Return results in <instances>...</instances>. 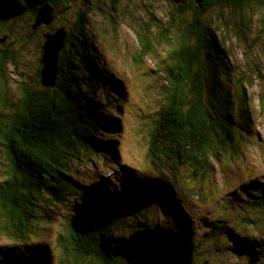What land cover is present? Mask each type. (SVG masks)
<instances>
[{
    "label": "trees",
    "instance_id": "16d2710c",
    "mask_svg": "<svg viewBox=\"0 0 264 264\" xmlns=\"http://www.w3.org/2000/svg\"><path fill=\"white\" fill-rule=\"evenodd\" d=\"M72 1L27 0L32 10V16L28 18H33L34 25L41 7L48 5L53 10H60ZM170 1L178 4V0ZM196 1L189 2L193 23L180 29L183 41L173 51L174 67L169 70V76H164L168 88L167 103L160 109L156 127L150 134L147 171L116 176L117 185L112 192L103 184L97 188L92 182L76 180L72 168L86 162L92 167V151L101 155L103 165L111 171L118 166L116 157H111L116 154L115 135L109 136L108 132L116 127L122 87L111 79L105 68H102L104 73L98 71L102 59L95 44L87 38L84 15L77 17L69 31L62 27L67 32V41L60 54V74L55 88L35 93L24 90L17 113L10 116L11 122L2 132L9 168L0 193L1 232L12 235L19 244L27 245L33 222H40L44 216L42 210H53L54 206L69 207L71 218L65 228L72 248H65L67 258L91 259L96 264H195L200 242L185 232L186 224L175 223L152 232L139 220L136 231L125 236L113 233L125 218L137 217V212L155 202L182 214L184 220L196 214L204 220L211 207L208 199L188 187L191 181L182 180V171H188L192 177L200 176L201 181L206 182L212 163L219 159L228 144H232L236 154L235 146L243 142L244 136L240 133L244 127L232 113L231 99L235 93L227 91L223 95L218 89V70L224 65L227 70L231 68L226 59L225 38L218 36L215 39L216 30L203 27L202 23L208 27V22L200 19L212 10H230L241 13L243 23L244 12L254 4L264 28V0H206L201 6ZM1 2L9 7L0 11V29H11L12 34L14 29L9 22L19 20L25 12L17 0ZM184 11L180 7L178 13ZM218 17L220 15L214 16L215 19ZM33 25L21 36V45L31 43L32 35L38 32L32 31ZM8 37L5 35L3 42ZM161 38L166 41L163 35ZM44 41L38 45L40 62ZM9 60L14 62L12 58ZM8 63L5 54L0 52V79L1 68ZM41 69L42 66L37 74L39 79ZM104 96L107 98V102H102L105 108L98 103ZM248 101L243 89L238 105L241 119L250 120ZM0 119H4L2 114ZM95 180L98 181L96 174ZM244 191L246 199L254 201L253 206L263 212L258 222L264 230V189L253 187ZM244 222L248 227L258 226L256 220L244 219ZM239 236H229L232 240L231 244H226L229 250L237 255L240 251L235 248L242 247L247 255L253 254L252 244L240 240ZM24 252V256L17 257L0 254V264H34L35 254L29 249ZM259 262L260 258L256 264Z\"/></svg>",
    "mask_w": 264,
    "mask_h": 264
},
{
    "label": "rangeland",
    "instance_id": "374dc122",
    "mask_svg": "<svg viewBox=\"0 0 264 264\" xmlns=\"http://www.w3.org/2000/svg\"><path fill=\"white\" fill-rule=\"evenodd\" d=\"M189 2L178 0V4L174 5L170 0H73L71 5L54 9L53 30L65 27L69 31L77 17L84 15L87 38L101 55L102 65L98 66V71L104 73L102 68H105L111 79L122 87L123 93L120 116H115L116 127L108 132L109 136L115 135L116 154L111 157H116L118 166L115 165L111 171L103 165L101 155L92 151V167L84 161L85 164L72 168L76 180L92 182L97 188L103 184L112 192L117 185L116 176L147 171L150 134L156 127L160 109L167 103L168 88L164 76H169V70L174 67L176 57L173 51L183 41L179 31L193 23ZM180 7L185 9L183 14L178 13ZM257 9L253 4L249 11H245L243 23L241 13H231L230 10H212L200 19L208 22V27L202 23L203 27L216 30L215 39L218 36L225 38L224 48L228 49L226 59L231 68L227 70L224 65L218 70V89L223 95L227 91L235 93L231 99L232 113L244 127L240 133L244 136L243 142L235 146L237 153L232 151V144H228L221 152L223 156L212 163L208 181L203 182L200 176L192 177L188 171H182V180L191 181L188 187L207 197L211 207L206 218L202 220L196 214L184 220L182 214L155 202L137 212V217L130 216L121 221L113 234L125 236L136 231L139 220L152 232H159L175 223L189 224L185 225V232L200 242L195 264H249L254 254L260 258L258 264H264V230L258 222L263 212L257 210L258 206H253L254 201L247 200L244 193L245 189L253 187L264 189V28ZM215 15L220 17L215 19ZM9 25L13 26L12 34L9 32L11 29H0V52L5 54L9 63L10 58L14 61L1 68L0 114L4 119H0V193L9 168L2 132L10 124V116L17 113V106L23 98L22 90L35 93L45 89L37 77L41 66L37 43H43L45 33L53 31L49 29L51 27L42 25L32 35L31 43L21 45V36L26 35L33 25V18H16ZM5 35L9 37L1 44ZM246 37L247 42H244ZM243 89L249 98L250 120L241 119L238 110ZM99 100L98 103L105 108L102 102H107V98L104 96ZM195 201L200 204L198 199ZM69 209L54 206L53 210H42L44 216L40 222H33L31 240L27 245L19 244L12 235L0 231V254L24 256V251L29 249L35 254L34 264H96L91 259L66 256L65 248H72L65 228L71 218ZM47 216L50 218L46 219ZM244 219L256 220L258 226L248 227V223H242ZM231 235H241L240 240L251 243L253 254L247 255L242 247L235 248L240 251L237 255L230 251L226 244H231Z\"/></svg>",
    "mask_w": 264,
    "mask_h": 264
},
{
    "label": "water",
    "instance_id": "95a60500",
    "mask_svg": "<svg viewBox=\"0 0 264 264\" xmlns=\"http://www.w3.org/2000/svg\"><path fill=\"white\" fill-rule=\"evenodd\" d=\"M206 0H197L198 6H201ZM54 10L52 7L46 5L41 7L36 13L35 24L32 30L36 31L42 25L51 27L54 22L53 16ZM5 39V38H4ZM67 41V32L64 28L58 29L53 34H47L45 36V42L42 48L43 57L41 60L42 70L41 85L46 89L55 88L57 83V77L59 75V60L60 54L65 48ZM3 43V41L1 42ZM259 261L258 256L254 255L249 259V264H256Z\"/></svg>",
    "mask_w": 264,
    "mask_h": 264
},
{
    "label": "flooded vegetation",
    "instance_id": "af4514ba",
    "mask_svg": "<svg viewBox=\"0 0 264 264\" xmlns=\"http://www.w3.org/2000/svg\"><path fill=\"white\" fill-rule=\"evenodd\" d=\"M19 6H21L24 10V14L21 16L20 20L22 19V17H24L25 19L28 17L32 16V10L30 11L29 6L27 5V0H17ZM7 7H9V5L6 3V6H3L1 0H0V11H3V9H7ZM50 29L53 30V27H51ZM51 34V33H50ZM38 45H40V41L37 43ZM23 90H27V89H23Z\"/></svg>",
    "mask_w": 264,
    "mask_h": 264
},
{
    "label": "clouds",
    "instance_id": "9594fccd",
    "mask_svg": "<svg viewBox=\"0 0 264 264\" xmlns=\"http://www.w3.org/2000/svg\"><path fill=\"white\" fill-rule=\"evenodd\" d=\"M45 42V41H44ZM44 45V44H43ZM43 48V47H42ZM43 52V51H42ZM40 62V61H39ZM10 64H11V62H10ZM40 65L42 66V64H41V62H40ZM42 70V69H41ZM41 73V72H40ZM41 77V76H40ZM40 82H41V79H40ZM41 84V83H40ZM42 86V85H41ZM22 91H24V90H22ZM27 92H32L31 90H27Z\"/></svg>",
    "mask_w": 264,
    "mask_h": 264
}]
</instances>
